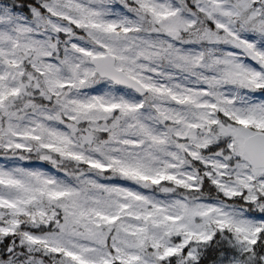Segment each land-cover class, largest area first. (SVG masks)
Here are the masks:
<instances>
[{
    "label": "snow or ice",
    "instance_id": "obj_1",
    "mask_svg": "<svg viewBox=\"0 0 264 264\" xmlns=\"http://www.w3.org/2000/svg\"><path fill=\"white\" fill-rule=\"evenodd\" d=\"M0 264H264V0H0Z\"/></svg>",
    "mask_w": 264,
    "mask_h": 264
}]
</instances>
